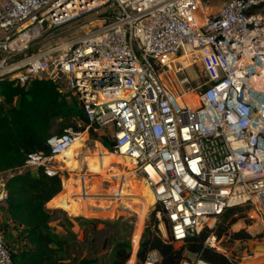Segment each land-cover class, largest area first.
<instances>
[{
    "label": "built area",
    "instance_id": "built-area-1",
    "mask_svg": "<svg viewBox=\"0 0 264 264\" xmlns=\"http://www.w3.org/2000/svg\"><path fill=\"white\" fill-rule=\"evenodd\" d=\"M208 2L0 0V79L63 83L87 115L86 131L111 128L115 154L147 184L169 227L159 225L162 237L175 246L214 230L230 208L248 207L249 224L264 225V0ZM87 18L95 24L80 38L31 51ZM195 66L199 82L188 74ZM83 134L52 136L49 154H31L26 170L61 175L58 158ZM84 183L74 199L92 198ZM128 189L119 178L111 202L126 200ZM7 200L1 182L0 264H16L1 229ZM220 244L214 234L205 241L243 264ZM160 262L152 251L144 264ZM181 264L209 263L195 255Z\"/></svg>",
    "mask_w": 264,
    "mask_h": 264
},
{
    "label": "trees",
    "instance_id": "trees-1",
    "mask_svg": "<svg viewBox=\"0 0 264 264\" xmlns=\"http://www.w3.org/2000/svg\"><path fill=\"white\" fill-rule=\"evenodd\" d=\"M0 98V175H9L6 180L8 200L1 208V213L7 225L17 229V238L22 245L15 249L7 241L15 263L93 264L95 260L84 256L85 246L81 245L82 242L87 243L88 252L95 254L96 235L90 236L87 230L79 228L83 233L80 241L79 233L74 231L75 224L73 226L72 223L77 219L59 218L57 215L64 213L62 210L47 208L49 204V207H60L73 215L86 210L83 202L73 198L66 182L65 192L62 193L61 175L51 177L42 169L26 170V162L31 154H49L48 140L52 136L61 135L68 129L81 133L89 126L79 99L62 92L60 84L51 80H34L22 86L8 77L0 79ZM104 147L115 153L113 136L109 135V139L104 141ZM158 211L159 208H156L146 223L139 250L140 235L134 238L133 248L127 234L113 236L115 240L109 264H134L137 250L138 264H144L152 251L160 254V264H181L186 259V252L199 255L209 264H232L224 254L205 246L207 238L214 234L218 240L224 237L233 242L253 240L246 230L230 233L234 225L248 217V207L228 209L214 230L205 229L180 247L164 241L156 217ZM95 223L88 222L94 233L97 231ZM3 228L1 225L6 237ZM167 230L170 233L168 226ZM106 247L107 237L102 249Z\"/></svg>",
    "mask_w": 264,
    "mask_h": 264
},
{
    "label": "rangeland",
    "instance_id": "rangeland-1",
    "mask_svg": "<svg viewBox=\"0 0 264 264\" xmlns=\"http://www.w3.org/2000/svg\"><path fill=\"white\" fill-rule=\"evenodd\" d=\"M207 4L213 6L217 3L214 2ZM91 23L95 24V22H92V19L89 18L71 23L63 27L61 30H57L56 32L48 34L44 38L36 41L33 44L31 51L37 52L44 48H54L67 41L76 40L92 27ZM2 56L3 55H0V57ZM20 59H22V57H18L14 61ZM188 74L197 82L201 81L202 76L198 66L192 68ZM61 86L64 87V84L62 83ZM184 101L186 103H191L193 106L196 105L195 102H197L195 99L192 101L184 99ZM86 130L83 132L85 133L83 134L85 139L87 138L83 142V147H76L71 156L61 159L58 158V162L60 163V173L63 180L62 193L65 192L64 183L66 182L68 183L69 191L74 196H78L81 191V185L83 186V181H85L84 185H86L88 191L92 195V198H85V202L92 205V207H90L92 212L83 210L80 213L70 215L60 207L47 206V208L52 211L62 210L64 213L58 214L57 216L59 218L77 219L72 222L73 226L75 224V226H78L79 228H84L82 230H87L90 236L96 235L94 244L96 249L95 254H90L88 248L86 249L87 243L82 242L81 247L85 246L84 256L87 255L92 260H95L93 264H109V256L115 240L113 236L118 237L119 235L127 234L133 245L134 238L138 237L142 230L145 229L146 223L154 210L156 208L161 210V208L156 203L147 199V194L145 193L141 200L138 198V195L142 193L143 189L145 187L148 188L147 184L141 178L136 179L133 176V170H130L123 164H115L118 159L112 155L115 153H111L104 147V141H106L107 138L109 139V135L111 137L113 136L112 129L107 128L99 132L92 131L91 129L88 131ZM123 176L126 179V185L129 187V189L126 190V196H128V198L120 203H112L110 196L116 188V185L119 183V178ZM8 177V174H1L0 183L6 182ZM83 178H85V180ZM163 219L164 218L161 217L160 222L164 223ZM247 220L248 217L242 218L230 229V233H237L241 230H246V232H251L253 234V240L247 242H233L230 241V238L228 237L219 240L221 241V248L227 251L228 257L233 261L243 262V264H248V255H255L251 253L250 246L254 243L264 242V225L259 224V226H257L258 224H249ZM89 221H96L94 226L97 228V231L95 233L92 231L93 228L91 225L88 224ZM124 223L127 225L124 226ZM1 225L5 227L3 229H5L6 240L9 244L15 249L20 248L22 245L17 238V229L7 225L4 216H2ZM55 225L56 224L54 223V226ZM159 225H161L162 232L169 233L167 228L165 229V226H162V223ZM77 233H79L78 239L80 240L83 233L81 231H77ZM105 237H107V247L102 249ZM180 246H182V244H176V247ZM261 254L264 255V253ZM185 256L189 259L195 258V255H191L188 252L185 253ZM257 262L260 261H254V263L249 264H256ZM134 264H138L137 258H135Z\"/></svg>",
    "mask_w": 264,
    "mask_h": 264
},
{
    "label": "bare ground",
    "instance_id": "bare-ground-1",
    "mask_svg": "<svg viewBox=\"0 0 264 264\" xmlns=\"http://www.w3.org/2000/svg\"><path fill=\"white\" fill-rule=\"evenodd\" d=\"M188 99L189 100H197L195 97H188ZM195 104H197V102H195ZM85 134V133H84ZM87 139V138H86ZM85 139V136L83 135V136H81V138L80 139H78L77 140V142L69 149V150H67L66 152H64L59 158L61 159V158H65V157H68V156H71V154L74 152V150H75V148L77 147H79V146H82L83 147V142L86 140ZM112 155H114L116 158H118L117 159V161H116V163L115 164H123V165H125L126 167H128L130 170H133V168H134V165H133V163L132 162H130L129 160H127V159H125V158H123V157H121L120 155H117V154H112ZM110 168V167H109ZM114 170V169H113ZM113 176V175H112ZM144 193L145 194H147L146 195V197H147V199H149L151 202H154V199H153V196H152V194H151V192H150V190L147 188V187H145L144 189H143V191H142V193L140 194V195H138V198L141 200L142 199V197L144 196ZM83 202V204L85 205V207H86V210H88V211H91V209H90V207H92V205H90L88 202H85V199L82 201ZM93 203V202H92ZM92 212V211H91Z\"/></svg>",
    "mask_w": 264,
    "mask_h": 264
},
{
    "label": "crops",
    "instance_id": "crops-1",
    "mask_svg": "<svg viewBox=\"0 0 264 264\" xmlns=\"http://www.w3.org/2000/svg\"><path fill=\"white\" fill-rule=\"evenodd\" d=\"M222 1H224V0H211V3H214V2H216L217 4H219V3H221ZM209 3V2H208ZM217 4H215V5H217ZM49 205V204H48ZM47 205V206H48ZM49 207V206H48ZM251 228V227H250ZM160 229V228H159ZM74 231L77 233V231H79V227L78 226H75L74 227ZM161 231V230H160ZM144 232V229L142 230V232H141V234H140V239L142 238V233ZM251 236H253V234L251 233V232H248ZM140 239H139V241H138V250H139V246H140ZM133 246V245H132ZM138 250H137V253H138ZM136 253V254H137ZM261 255H263V254H261V253H257V254H255V255H249L248 256V264L249 263H254V261H260V262H257L256 264H264V255L263 256H261ZM135 258H137V256H135Z\"/></svg>",
    "mask_w": 264,
    "mask_h": 264
},
{
    "label": "water",
    "instance_id": "water-1",
    "mask_svg": "<svg viewBox=\"0 0 264 264\" xmlns=\"http://www.w3.org/2000/svg\"><path fill=\"white\" fill-rule=\"evenodd\" d=\"M251 253H264V242L254 243L250 246Z\"/></svg>",
    "mask_w": 264,
    "mask_h": 264
}]
</instances>
